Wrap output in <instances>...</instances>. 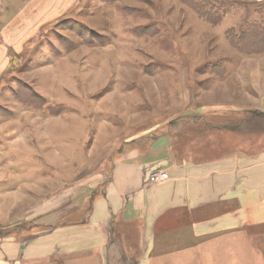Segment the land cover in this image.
<instances>
[{
    "label": "rangeland",
    "instance_id": "obj_1",
    "mask_svg": "<svg viewBox=\"0 0 264 264\" xmlns=\"http://www.w3.org/2000/svg\"><path fill=\"white\" fill-rule=\"evenodd\" d=\"M195 110L257 151L264 0H0V236L23 227L9 204L20 182L24 195L55 181L47 196L95 169L102 126L138 132Z\"/></svg>",
    "mask_w": 264,
    "mask_h": 264
},
{
    "label": "crops",
    "instance_id": "obj_2",
    "mask_svg": "<svg viewBox=\"0 0 264 264\" xmlns=\"http://www.w3.org/2000/svg\"><path fill=\"white\" fill-rule=\"evenodd\" d=\"M195 111L133 133L102 126L95 169L79 167L67 191L35 182L21 195L20 182L9 204L23 227L0 236V264H263L264 137L255 152L222 142L237 128Z\"/></svg>",
    "mask_w": 264,
    "mask_h": 264
},
{
    "label": "built area",
    "instance_id": "obj_3",
    "mask_svg": "<svg viewBox=\"0 0 264 264\" xmlns=\"http://www.w3.org/2000/svg\"><path fill=\"white\" fill-rule=\"evenodd\" d=\"M165 177H166L165 174L156 175V179H157V180L164 179Z\"/></svg>",
    "mask_w": 264,
    "mask_h": 264
},
{
    "label": "trees",
    "instance_id": "obj_4",
    "mask_svg": "<svg viewBox=\"0 0 264 264\" xmlns=\"http://www.w3.org/2000/svg\"><path fill=\"white\" fill-rule=\"evenodd\" d=\"M259 52H260L259 50H254V51L250 50V51H248V54H251V53H259Z\"/></svg>",
    "mask_w": 264,
    "mask_h": 264
}]
</instances>
